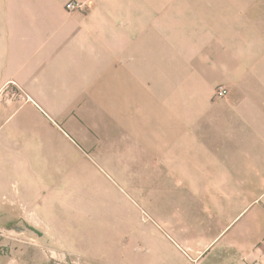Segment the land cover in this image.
I'll return each mask as SVG.
<instances>
[{
    "label": "crops",
    "instance_id": "crops-1",
    "mask_svg": "<svg viewBox=\"0 0 264 264\" xmlns=\"http://www.w3.org/2000/svg\"><path fill=\"white\" fill-rule=\"evenodd\" d=\"M68 1L0 0V264L9 217H23L15 201L52 234L28 205L57 196L32 142L67 151L34 113L56 122L54 107L74 99L145 145L150 184L193 187L161 235L181 254L168 264H264V0H73L84 4L75 11ZM15 90L28 97L3 100Z\"/></svg>",
    "mask_w": 264,
    "mask_h": 264
},
{
    "label": "rangeland",
    "instance_id": "rangeland-1",
    "mask_svg": "<svg viewBox=\"0 0 264 264\" xmlns=\"http://www.w3.org/2000/svg\"><path fill=\"white\" fill-rule=\"evenodd\" d=\"M4 92L3 100L9 101L11 94ZM128 93L118 92V100L126 101ZM54 108L56 122H48L50 118L38 112L34 114L43 126L57 127L66 155L58 149H48L47 142L37 139L33 140L32 147L39 156L42 154L41 167L48 168L43 171L42 180L57 191V196L31 197L28 204L50 222L52 234L43 219L28 211L20 200L13 202L23 217L17 214L9 217L11 224L4 233L9 241L8 264H168L177 261L180 252L170 244L164 246L161 235L166 234L168 220L172 222L179 215L177 198L195 197L193 187L183 186L172 177L165 179L170 183L168 186L150 184L147 175L157 171L149 168L148 161L143 168L140 166L144 154L147 157V153L140 152L141 148L145 151V145L139 146L133 138L135 135L122 128L112 115L108 114V119L103 109L98 111L102 107L87 106L74 99L73 103ZM103 126L105 129H101ZM18 130L24 132L20 136L26 137L30 146L32 140L26 134V127ZM38 155L34 154L39 166ZM71 158L73 167L69 164ZM148 159L151 162L152 156ZM155 159L161 167L162 160ZM162 170L158 172H165ZM0 220L7 223L8 216H0Z\"/></svg>",
    "mask_w": 264,
    "mask_h": 264
},
{
    "label": "built area",
    "instance_id": "built-area-1",
    "mask_svg": "<svg viewBox=\"0 0 264 264\" xmlns=\"http://www.w3.org/2000/svg\"><path fill=\"white\" fill-rule=\"evenodd\" d=\"M84 4L80 3V2H76V1H68L66 3V9L69 11H75V10H79V9H83ZM228 93V90L224 87V86H220L217 88V96L218 97H224L226 96ZM28 97L24 92H19L18 90L12 91L11 92V96L10 97Z\"/></svg>",
    "mask_w": 264,
    "mask_h": 264
}]
</instances>
